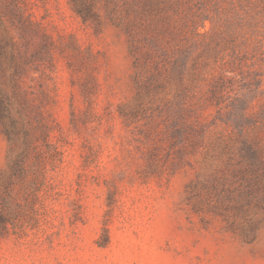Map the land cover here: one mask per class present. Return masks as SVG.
I'll use <instances>...</instances> for the list:
<instances>
[{"label":"rangeland","instance_id":"rangeland-1","mask_svg":"<svg viewBox=\"0 0 264 264\" xmlns=\"http://www.w3.org/2000/svg\"><path fill=\"white\" fill-rule=\"evenodd\" d=\"M21 1L23 26L0 8V37L9 43L3 82L10 88L15 54L24 118L40 150L13 187L0 264H264V208L246 240L234 205L250 192L264 207V0H210L213 20L198 29L199 91L224 84L221 103L206 111L207 143L222 152L216 182L198 186L199 210L189 195L203 152L191 158L196 168L172 167L173 150L156 133L163 121L128 126L119 113L136 94L133 58L105 0H95L99 26L75 11L84 0ZM243 135L254 159L240 151ZM154 142L162 146L150 150ZM18 150L0 125V180L11 176ZM150 153L161 172L149 168Z\"/></svg>","mask_w":264,"mask_h":264},{"label":"trees","instance_id":"trees-1","mask_svg":"<svg viewBox=\"0 0 264 264\" xmlns=\"http://www.w3.org/2000/svg\"><path fill=\"white\" fill-rule=\"evenodd\" d=\"M209 1L105 0L107 16L126 34L129 54L133 58L136 94L130 104L120 107L119 113L128 126L143 118L152 122L158 119L163 121L165 127L157 129L156 133L161 139L167 140L168 147L173 150L167 154L172 167L190 165L196 168L191 158L203 152L202 171L198 172L189 195V200L197 210L200 209L197 206L200 203L198 186L216 182V161L222 152L216 145L207 143V133L213 122L208 120L206 111L210 106L221 103L224 84L215 80L206 93L199 91L201 76L198 67L204 52H197L196 38L201 34L199 27L204 26L207 19L213 20L208 12ZM21 2L0 0L2 17L8 15L11 21L23 26ZM74 9L84 22L100 25L101 17L96 10L95 0H84L80 4L74 2ZM49 39V45L45 44V55L46 60L52 61L50 46L54 41L51 37ZM8 44L5 36L0 37V125L12 151L17 145L19 150L10 154L11 176L7 180H0V235H5L9 230L13 187L34 166L29 162L31 152L37 154L40 150L34 140L30 121L24 118L27 108L21 89L23 68L15 60V54L11 56L8 66L12 71L10 88L3 82L7 71ZM241 125L237 126L241 128ZM240 142L242 155L249 154L253 159L257 157L258 152L252 141L243 135ZM160 146L161 143L154 142L150 150ZM154 154L148 156L149 168L161 172L158 164L153 163ZM205 172H210L207 178L203 176ZM249 195L250 192L243 200L234 203L246 219L241 229L246 240L256 232L262 221L259 211L264 208L262 201H254Z\"/></svg>","mask_w":264,"mask_h":264}]
</instances>
